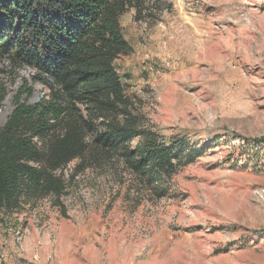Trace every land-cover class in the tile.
I'll return each instance as SVG.
<instances>
[{"label":"rangeland","instance_id":"rangeland-1","mask_svg":"<svg viewBox=\"0 0 264 264\" xmlns=\"http://www.w3.org/2000/svg\"><path fill=\"white\" fill-rule=\"evenodd\" d=\"M119 25L124 101L107 121L195 157L137 173L85 126L84 155L55 172L60 194L2 212L0 264H264V0H139ZM44 80L0 53V127L15 98H49Z\"/></svg>","mask_w":264,"mask_h":264},{"label":"trees","instance_id":"trees-1","mask_svg":"<svg viewBox=\"0 0 264 264\" xmlns=\"http://www.w3.org/2000/svg\"><path fill=\"white\" fill-rule=\"evenodd\" d=\"M137 1L0 0V53L32 66L50 85L49 98L35 104L15 98L0 127V222L25 196L60 194L55 172L84 155L85 126L94 131L95 146L119 152L137 173L170 176L195 157L181 141L167 144L127 120L107 121L124 101L113 61L130 49L119 16ZM3 98L0 93V105Z\"/></svg>","mask_w":264,"mask_h":264},{"label":"bare ground","instance_id":"bare-ground-1","mask_svg":"<svg viewBox=\"0 0 264 264\" xmlns=\"http://www.w3.org/2000/svg\"><path fill=\"white\" fill-rule=\"evenodd\" d=\"M251 23V22H250ZM199 49V48H198ZM254 49V48H253ZM220 59V58H219ZM221 60H222V58H221ZM214 62V61H213ZM213 66V65H212Z\"/></svg>","mask_w":264,"mask_h":264}]
</instances>
